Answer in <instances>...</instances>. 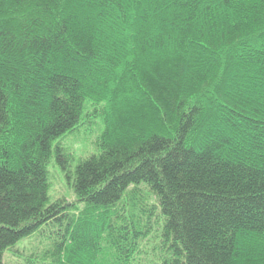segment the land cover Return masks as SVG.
I'll return each mask as SVG.
<instances>
[{"label":"trees","instance_id":"16d2710c","mask_svg":"<svg viewBox=\"0 0 264 264\" xmlns=\"http://www.w3.org/2000/svg\"><path fill=\"white\" fill-rule=\"evenodd\" d=\"M90 117L79 158L60 141ZM51 161L74 202L48 204ZM7 251L264 264V0H0Z\"/></svg>","mask_w":264,"mask_h":264},{"label":"rangeland","instance_id":"374dc122","mask_svg":"<svg viewBox=\"0 0 264 264\" xmlns=\"http://www.w3.org/2000/svg\"><path fill=\"white\" fill-rule=\"evenodd\" d=\"M90 112L84 110L82 114L81 122H87L86 114ZM91 124L82 126L79 133H76L75 137H66L60 141L61 145L71 153H74L79 158H86L95 153L92 143L100 135V131L103 129L102 124L98 118L90 117ZM48 171V204H52L58 200H65L68 203L75 201V197L72 188L69 186L67 179L58 171L56 165L51 161L47 166ZM11 251H7L3 255L4 264H17L19 261L12 256L9 257ZM15 253H12L14 256ZM18 254V253H17Z\"/></svg>","mask_w":264,"mask_h":264}]
</instances>
